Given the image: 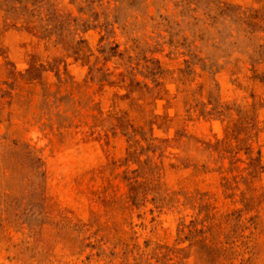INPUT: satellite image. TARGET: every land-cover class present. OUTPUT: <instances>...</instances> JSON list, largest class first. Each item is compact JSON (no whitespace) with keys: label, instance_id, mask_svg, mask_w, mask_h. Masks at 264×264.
<instances>
[{"label":"rangeland","instance_id":"1","mask_svg":"<svg viewBox=\"0 0 264 264\" xmlns=\"http://www.w3.org/2000/svg\"><path fill=\"white\" fill-rule=\"evenodd\" d=\"M0 264H264V0H0Z\"/></svg>","mask_w":264,"mask_h":264}]
</instances>
